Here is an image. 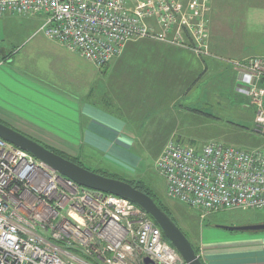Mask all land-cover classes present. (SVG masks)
<instances>
[{"label": "built area", "instance_id": "obj_1", "mask_svg": "<svg viewBox=\"0 0 264 264\" xmlns=\"http://www.w3.org/2000/svg\"><path fill=\"white\" fill-rule=\"evenodd\" d=\"M209 11L210 0H0V17L41 16L37 33L97 68L143 38L230 65L234 91L249 100L254 130L264 140V55L212 54ZM154 169L167 198L187 207L264 210V143L244 147L211 139L196 146L169 139ZM145 257L187 264L137 205L77 185L0 138V264H143Z\"/></svg>", "mask_w": 264, "mask_h": 264}, {"label": "crops", "instance_id": "obj_2", "mask_svg": "<svg viewBox=\"0 0 264 264\" xmlns=\"http://www.w3.org/2000/svg\"><path fill=\"white\" fill-rule=\"evenodd\" d=\"M19 16L34 23V33L27 34L22 41L28 44L29 38L38 34L41 16ZM209 30L210 52L227 57L218 50L221 41L218 36L221 35L211 28ZM54 45L57 47L61 43L54 41ZM23 48L24 45L18 51L6 48L0 51V122L75 158L91 171L108 172L129 181L143 175L140 158L135 154L145 143L143 136L164 129L167 139L195 144L194 137L189 141L175 137L199 136V133L187 126L190 122L184 117L173 114L174 107L179 105L180 110L191 109L192 105H187L186 100L189 99L185 96L200 83L209 82L212 78L219 82L227 81L223 75L227 67L220 60L198 57L186 48L143 38L128 42L121 55L105 65L111 68V76L99 92L90 89L72 93L66 92L56 82L55 71L48 69L45 78L35 75L39 73L35 68L51 64L29 47L25 53L31 52L41 59L33 60L23 55ZM259 85L264 88V80ZM166 110L170 113L166 114ZM194 124L200 129L210 125ZM239 126L228 123L227 129L217 124L210 136L232 135L242 127ZM229 140L233 143L219 141L243 146L234 138ZM219 229L223 228L197 226L191 231L198 238L197 245H192L197 248L203 264H264V231L223 229L227 231L224 232Z\"/></svg>", "mask_w": 264, "mask_h": 264}, {"label": "rangeland", "instance_id": "obj_3", "mask_svg": "<svg viewBox=\"0 0 264 264\" xmlns=\"http://www.w3.org/2000/svg\"><path fill=\"white\" fill-rule=\"evenodd\" d=\"M33 24L19 15L0 17V51L5 48L9 49L8 51H18L24 45L23 55L32 57L33 60L41 59L40 56L31 52L25 53L28 47V49H34L51 64V66L44 64V67L35 68L39 71L35 75L45 78L49 72L48 69L55 71L57 73L56 82L66 92L77 93L90 89L99 92L102 85L108 83L111 76V68L107 67L108 65L97 68L76 53L64 47L60 49L61 45L56 47L54 41L46 39L41 33L31 36L28 44L27 42L22 43L27 34L34 33ZM209 28L221 35L218 36L221 40L218 50L227 55V58L228 56L232 59L264 55V0H210L208 35ZM223 64L227 67L223 74L224 79L227 80L225 83L219 82L217 78L213 79L211 75L212 79L209 82L200 83L185 96L189 99L186 100L187 105L190 103L192 105H190L191 109L186 111L180 110L179 105L174 107V111L177 108L178 112L173 111V114L177 113L179 118L182 116L190 122L187 126L192 127L191 130L199 133V136L194 134L175 137L185 141L194 137L196 141L193 145L196 146L202 145L204 140L211 139L233 143L229 138L236 139L238 144L244 147L258 146L264 143V140L254 130V109L250 108L246 97L234 91L236 74L230 65ZM180 105L183 103L180 102ZM199 111L204 113L201 114ZM169 113L166 110V114ZM194 122L210 125L200 129L195 126ZM228 123L239 124L242 127L239 126L241 128H238L237 132L232 135L210 136L215 131L214 126L218 124L228 129ZM167 137L164 129L159 133L143 136L145 143L141 146V150L135 151L140 158L143 175L133 182L143 181L147 185L157 199L169 209L174 221L191 243L194 245L198 243V238L196 239V236L191 233L196 230L197 226H243L264 223V210H222L205 213L167 198L165 182L154 169V160L165 142L170 139ZM219 230L227 232L223 229Z\"/></svg>", "mask_w": 264, "mask_h": 264}, {"label": "water", "instance_id": "obj_4", "mask_svg": "<svg viewBox=\"0 0 264 264\" xmlns=\"http://www.w3.org/2000/svg\"><path fill=\"white\" fill-rule=\"evenodd\" d=\"M0 138L33 157L77 185L124 198L141 208L161 230L165 239L187 264H203L192 243L168 213L148 194L122 179L91 171L50 150L44 144L0 122ZM230 231H264V223L243 226H218ZM143 264H154L143 258Z\"/></svg>", "mask_w": 264, "mask_h": 264}, {"label": "trees", "instance_id": "obj_5", "mask_svg": "<svg viewBox=\"0 0 264 264\" xmlns=\"http://www.w3.org/2000/svg\"><path fill=\"white\" fill-rule=\"evenodd\" d=\"M46 147L49 148L50 150H52V151H54V152L60 154L61 156H63V157H65V158H67V159H69V160H71V161H73V162H75V163L81 165V164H80L75 158L68 157V156L64 155L63 153H61V152H59V151H57V150H54V149H52V148H50V147H48V146H46ZM94 172H96V173H100V174H102V175H104V176L114 177V178L122 179V180H124V181L129 182V183H130L132 186H134L135 188H137V189L143 191L144 193H146V194H148L150 197H152V198H153V199H154V200H155V201H156V202L162 207V209H164V210L166 211V213H168V214L170 215V217L173 219V217L171 216V214H170L169 210L167 209V207H166L161 201H159V200L157 199V197L151 192V190L147 187V185H146L143 181H136V182H133V181L125 180V179H123V178H121V177H118V176H116V175H114V174H111V173H108V172H100V171H94ZM173 220H174V219H173ZM176 224H177V223H176ZM193 247H194L196 253L198 254V250H197V248H196L194 245H193Z\"/></svg>", "mask_w": 264, "mask_h": 264}]
</instances>
